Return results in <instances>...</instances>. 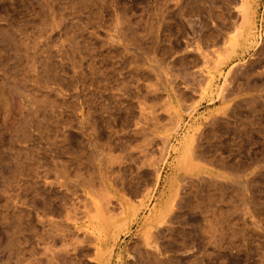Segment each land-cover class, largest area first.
<instances>
[{
	"label": "rangeland",
	"instance_id": "374dc122",
	"mask_svg": "<svg viewBox=\"0 0 264 264\" xmlns=\"http://www.w3.org/2000/svg\"><path fill=\"white\" fill-rule=\"evenodd\" d=\"M0 264H264V0H0Z\"/></svg>",
	"mask_w": 264,
	"mask_h": 264
},
{
	"label": "bare ground",
	"instance_id": "6f19581e",
	"mask_svg": "<svg viewBox=\"0 0 264 264\" xmlns=\"http://www.w3.org/2000/svg\"><path fill=\"white\" fill-rule=\"evenodd\" d=\"M243 2V1H242ZM241 2V3H242ZM244 3V2H243ZM247 4H245L244 3V5L243 4H241V6L242 7H240V14H241V18H242V25L244 26V27H246V29H250L251 28V25H252V21H251V11L249 10V8L246 6ZM239 12V11H238ZM240 16V15H239ZM240 22V21H239ZM235 23V22H234ZM238 24V23H237ZM236 25V24H235ZM241 25V24H240ZM241 25V26H242ZM232 26V25H231ZM236 28V27H235ZM220 29H221V27H220ZM239 29V28H238ZM241 30V29H240ZM231 31V30H230ZM234 32V31H233ZM241 33V32H240ZM230 34V33H229ZM228 34V35H229ZM236 35H237V33H235ZM234 35V34H233ZM221 36V35H220ZM232 36V35H231ZM245 36V35H244ZM250 36V35H249ZM234 37V36H233ZM232 37V39H233V41H235L236 40V38H235V40H234V38ZM209 38V37H208ZM212 38V37H211ZM221 38V37H220ZM224 38H225V36H224ZM231 38V37H230ZM232 39H231V41H229V42H232ZM235 43V42H234ZM233 42L231 43V45H234L235 46V44H234ZM222 44H223V42H222ZM230 43H228V46H226V48H227V50L229 51L230 49H228V47L230 48ZM197 46V45H196ZM197 48V47H196ZM231 48H232V46H231ZM226 50V51H227ZM222 53H224V52H222ZM221 54V53H220ZM225 54V53H224ZM222 55V54H221ZM226 55V54H225ZM221 58V57H220ZM224 59V58H223ZM214 60V59H213ZM218 61V60H217ZM216 62V61H215ZM218 63V62H217ZM196 149V148H195ZM140 150H142V149H140ZM196 151V150H195ZM191 152V151H190ZM110 158H112V157H110ZM181 159V158H180ZM195 159H197V158H195ZM199 161V160H198ZM187 162V161H186ZM191 163H192V161H191ZM195 163V162H194ZM196 165V164H195ZM188 167V166H187ZM176 182V181H175ZM246 184V183H245ZM248 187V186H247ZM179 191V190H178ZM247 191V190H246ZM177 194V193H176ZM244 197V196H243ZM102 198V197H101ZM176 200V199H175ZM95 201V200H94ZM172 202H171V204L170 205H172L173 206V200H171ZM170 202V201H169ZM96 203V202H95ZM100 203H102V202H100ZM93 204H94V202H93ZM103 204V203H102ZM176 205V204H175ZM94 206H96L95 207V209H97V204L96 205H94ZM102 206H104V205H102ZM102 206H100V207H102ZM171 206V207H172ZM167 207H168V204H167ZM92 208V207H91ZM94 208V207H93ZM98 208H99V206H98ZM103 208V207H102ZM169 208V207H168ZM105 209V208H104ZM104 209H102L103 210V212L104 211H106V210H104ZM165 211V210H164ZM100 212H101V210H100ZM97 213V214H101V213ZM108 212V211H107ZM166 212V211H165ZM172 212V211H171ZM95 213V212H94ZM123 213V212H122ZM92 214V213H91ZM105 214V213H104ZM111 214V213H110ZM163 214V213H162ZM161 214V215H162ZM95 215H96V213L95 214H93V216H94V219H96L95 218ZM108 216H109V214H107ZM106 215V216H107ZM97 216V215H96ZM102 216V215H101ZM112 216V215H111ZM163 216H165V215H163ZM100 217V216H99ZM114 217V216H113ZM159 217H161L160 215H159ZM102 218V217H101ZM108 218H110V217H108ZM125 218V217H124ZM103 219V218H102ZM105 219V218H104ZM104 219H103V221H104ZM111 219V218H110ZM157 219H161V218H157ZM125 220H126V218H125ZM106 221V220H105ZM110 221V220H109ZM158 221V220H157ZM112 222V221H111ZM124 222V221H123ZM103 223H110V222H108V221H106V222H103ZM120 223H122V221L121 222H119L118 224L116 223V226H119V224ZM154 225V224H153ZM114 226V225H113ZM116 226H114L113 228L115 229L116 228ZM123 226H124V224H123ZM112 227V226H111ZM120 227V226H119ZM94 228V227H93ZM99 228V227H98ZM111 229V228H110ZM100 230V229H99ZM93 231V230H92ZM111 233H112V231H111ZM93 234V233H92ZM113 234V233H112ZM100 237V236H99ZM102 238H103V236H102ZM95 239V238H94ZM152 239V238H151ZM156 239V238H155ZM99 241V240H98ZM107 242V241H106ZM143 244V243H142ZM150 247V246H149ZM154 247V246H153ZM147 248V247H146ZM155 251V250H154ZM162 252V251H161ZM146 253V252H145ZM160 257H161V255H160ZM148 259V258H147ZM158 259V258H157Z\"/></svg>",
	"mask_w": 264,
	"mask_h": 264
}]
</instances>
